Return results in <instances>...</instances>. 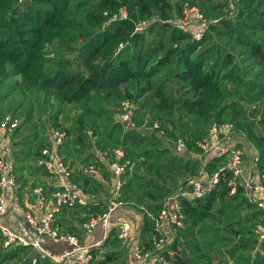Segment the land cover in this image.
I'll return each mask as SVG.
<instances>
[{
	"label": "trees",
	"instance_id": "obj_1",
	"mask_svg": "<svg viewBox=\"0 0 264 264\" xmlns=\"http://www.w3.org/2000/svg\"><path fill=\"white\" fill-rule=\"evenodd\" d=\"M232 1L229 13V0H0V114L18 118L10 132L21 134L11 146L17 193L44 186L51 174L37 160L50 144L48 128L63 130L56 152L87 202L60 206L52 222L61 231L81 241L83 220L114 200L115 210L140 214L138 243L152 248L159 234L151 215L175 190L180 223L160 247L166 264H264L256 228L264 208L238 181L229 191L231 171L219 169L224 154L197 145L211 122H231L264 178V0ZM185 3L206 20L199 39L175 22ZM122 102L132 106V127L117 117ZM177 138L182 153L164 143ZM114 148L121 150L117 157ZM99 152L126 162L113 195ZM86 164L99 177L83 171ZM201 170L217 172V181L199 197L182 194ZM112 223L82 264H127L128 243L119 245ZM31 259L62 264L30 244L3 246L0 235V264Z\"/></svg>",
	"mask_w": 264,
	"mask_h": 264
},
{
	"label": "built area",
	"instance_id": "obj_2",
	"mask_svg": "<svg viewBox=\"0 0 264 264\" xmlns=\"http://www.w3.org/2000/svg\"><path fill=\"white\" fill-rule=\"evenodd\" d=\"M229 13L233 12V1L229 0ZM177 23L183 30L190 31L195 39H199L202 30L206 25V20L203 18L200 10L195 5L184 4L181 10V15L176 19ZM136 28H140L136 26ZM125 108L126 102H122ZM129 111L124 109L119 112L117 117L127 126H133L130 120ZM18 122V118L12 117L9 113L0 114V235L2 236V245L11 244H30L37 249L41 256H47L52 261L62 263L72 261L74 264H82L91 258L90 247L97 245L100 241L93 243L80 241L71 233L63 232L57 224L52 222L54 213L59 210L60 206H71L74 204L84 205L86 195L73 183L66 178L68 170L60 155L56 152V144L61 141L64 131L53 129L49 135L50 144L41 149L42 158L37 160L45 169L53 176L58 177L56 187L46 193L42 185H34L31 192L34 196V206L38 215L28 210L24 211L23 217L25 221V233L28 238L13 232L2 221V216L7 212V196L6 193L11 188L16 186V176L12 157L6 149L7 135L13 130ZM156 122L153 126H156ZM232 124L228 121L211 122L207 135L201 138L197 145L202 152L212 151L214 154H224L226 160L219 169H228L231 171V176L227 179L229 191L233 192L236 187V181L242 185L243 193L250 199L256 202L257 206L264 208V178H253L249 172H244L242 169V153L243 151L235 144L227 145L223 143V138L232 132ZM174 147L180 151L184 147L181 138H177L174 142ZM113 152L117 157L121 150L114 148ZM104 152H99L102 160L107 162V167L110 172L111 186L110 194H115L120 184V174L124 171L126 162L113 159L107 161L103 157ZM83 171L98 174L97 168L93 164L83 166ZM218 179V173L213 172L207 175L204 171H200L197 176L189 180V188L182 190L181 193L190 197H199L210 189L212 184ZM118 205L117 201L110 200L108 208L101 214H91L82 222L84 233H90L96 225H100L103 230V237L106 234L107 228L113 224L110 218L112 210ZM176 204L173 210L169 209L168 197L164 198L163 206L151 218L154 220V229L159 234L158 237L153 236L152 248H146L144 244L138 243L137 228L128 218H119L114 224L116 225V236L122 240L129 242L130 259L129 264H166V260L162 257L159 250L165 243L166 226L171 228L173 224L180 223V214L176 212ZM257 239H264V222L258 223ZM41 236H46L55 241H64L68 244V248L58 253H50L40 244ZM28 264H34V259H31ZM253 264V263H250Z\"/></svg>",
	"mask_w": 264,
	"mask_h": 264
},
{
	"label": "rangeland",
	"instance_id": "obj_3",
	"mask_svg": "<svg viewBox=\"0 0 264 264\" xmlns=\"http://www.w3.org/2000/svg\"><path fill=\"white\" fill-rule=\"evenodd\" d=\"M175 22L177 23V21L175 20ZM178 24V23H177ZM179 25V24H178ZM188 31V30H186ZM189 32V31H188ZM131 104L128 102H126V106H125V109L130 111L131 109ZM67 114L70 116L72 114V109H67ZM61 120H63V122L65 124H67V119L65 118H61ZM54 128H48V132H51V130H53ZM21 134L20 132H18L17 134H14V135H11V133H9L7 135V141H6V149H7V152L8 154L11 156V146H12V142L14 140H17L18 138H20ZM227 136H229V139H231L232 141H230L229 143L230 144H237V146L240 147V149L244 152V160H242V164L243 165H246V166H252L250 167V170H253L254 168V163H255V154H254V151L251 153L250 149L248 146H246L244 143H240V133L238 132H235V131H232L230 132ZM164 143L167 144L168 146L172 147V149H175L174 147V143L169 141L168 139H164ZM176 150V149H175ZM177 151V150H176ZM180 153H182V150L178 151ZM194 156L196 157H199L198 154H195ZM12 157V156H11ZM246 159V160H245ZM248 172V171H247ZM40 178H44V176H39ZM45 178H49V176H46ZM104 184L106 185V189H107V192H110V183L109 182H104ZM178 192H176L175 190L169 194L167 197H171V199H176V194ZM6 196H7V205H6V208H8V212L7 214L3 217L2 221L5 225H7L13 232H15L16 234H19V235H22L24 236L25 238H28V236L26 235L25 233V221H24V217H23V214H24V211L25 210H28V211H32V208L31 207H28V204L30 205V195L28 194V190H25L23 192H21V195H19V193H17L16 191V186L14 188H11L10 191H8L6 193ZM27 204V205H26ZM123 208L125 210H127V208L125 206H123ZM131 209V208H130ZM124 210V211H125ZM132 210V209H131ZM112 211H115V208L114 210ZM134 211V210H133ZM118 216H120V218H130L127 213H124V212H121L118 211ZM131 222L135 225H137L136 221L132 218L131 219ZM102 235V234H101ZM169 234L168 235H165L164 237V242L166 243L168 240H169ZM45 238V239H43ZM103 238V236H102ZM102 238L100 239V241L102 240ZM43 240V241H42ZM45 241V242H44ZM81 241L83 242V237H81ZM93 240H86V242H91ZM122 241V240H121ZM119 242V245H126V241H122V242ZM100 243V242H99ZM98 243V244H99ZM129 243V242H127ZM40 244L46 248V250L50 253H58L62 250H65L67 248H65L64 246L63 247H55V246H58V242L56 241H53L52 239L46 237V236H41L40 238ZM129 249H130V245L128 244V247H127V257L128 259H130V255H129ZM126 261H127V264H129L127 258H126ZM67 262V261H65ZM65 262H62V264H64Z\"/></svg>",
	"mask_w": 264,
	"mask_h": 264
},
{
	"label": "crops",
	"instance_id": "obj_4",
	"mask_svg": "<svg viewBox=\"0 0 264 264\" xmlns=\"http://www.w3.org/2000/svg\"><path fill=\"white\" fill-rule=\"evenodd\" d=\"M241 135V134H240ZM6 141H7V139H6ZM223 143H225V144H227V145H230V141H232L231 139H229V136H225L224 138H223ZM240 143H244L246 146H248L249 147V149H250V151H251V153L253 152V149H252V147L245 141V139L243 138V136L241 135L240 136ZM233 144V143H232ZM97 153H98V151H97ZM243 154V156H244V152L242 153ZM242 160H244V157L242 158ZM246 160V159H245ZM250 167H252L251 165L250 166H246V165H243L242 164V169H243V171L246 173L247 171L253 176V178H258L259 176H258V173H257V171H256V169L254 168L253 170H250ZM97 176L99 177V175L97 174ZM58 177H55V176H53V175H50L49 176V178H44L45 179V183H44V186H43V190L46 192V190H47V186H49V184L50 185H56V183H58V179H57ZM103 181V180H102ZM103 182H106V181H103ZM107 183V182H106ZM35 185H38V184H35ZM39 185H41V184H39ZM32 188H33V186L30 188V189H28V194L30 195V205L28 204V207H31L32 208V210H33V212L35 213V214H37L38 215V212H37V210H36V208H35V206H34V196H33V193L31 192V190H32ZM47 193V192H46ZM167 197V196H166ZM177 202H176V199H175V201H174V199H171V197H168V205H169V209L170 210H173L174 209V206H175V204H176ZM27 205V204H26ZM127 208V210H125L124 208H123V206H120V207H118L117 209H116V212L114 211H112L111 213H113V219H112V222H116L117 221V219H119L120 218V216H118V211H120V213L121 212H124V213H127V215L130 217V218H128L130 221H131V219L133 218L135 221H136V223H137V225H135L137 228L139 227V225H140V222H141V216H140V214L139 213H137V212H135V211H133V209L131 210L129 207H126ZM7 210H8V208H7ZM125 210V211H124ZM8 212V211H7ZM7 212L5 213V214H3V216H2V219H3V217L7 214ZM4 220V219H3ZM169 226H166L165 228H166V235H168L169 234V240H170V238H171V236H172V230H171V228H168ZM102 234V235H101ZM102 236H103V230H102V227L98 224V225H96L94 228H93V230L90 232V233H82V237H83V240L86 242V240H93V241H91V242H89V243H93V242H95V241H100V239L102 238ZM43 239H45V238H43ZM43 241V240H42ZM45 242V241H44ZM58 246H55V247H65V248H68V244L66 243V242H64V241H60L59 240V242H58Z\"/></svg>",
	"mask_w": 264,
	"mask_h": 264
},
{
	"label": "water",
	"instance_id": "obj_5",
	"mask_svg": "<svg viewBox=\"0 0 264 264\" xmlns=\"http://www.w3.org/2000/svg\"><path fill=\"white\" fill-rule=\"evenodd\" d=\"M138 131H148V128L140 127V128L138 129Z\"/></svg>",
	"mask_w": 264,
	"mask_h": 264
}]
</instances>
